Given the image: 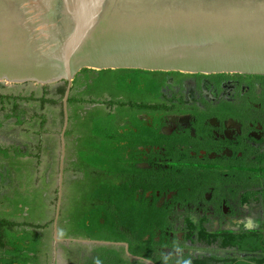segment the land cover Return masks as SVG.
<instances>
[{
  "label": "flooded vegetation",
  "instance_id": "flooded-vegetation-1",
  "mask_svg": "<svg viewBox=\"0 0 264 264\" xmlns=\"http://www.w3.org/2000/svg\"><path fill=\"white\" fill-rule=\"evenodd\" d=\"M81 73L67 121L66 84L31 94L0 88L1 106L14 110L5 118H15L11 124L0 116V136L22 128L21 139H0V264H103L108 255L109 264H185L245 256L223 241L264 234V75L159 72L151 76L160 82L157 93L143 84L93 93L100 74L78 89ZM26 103L37 111L23 109ZM95 155L103 166L90 162ZM95 210L111 214L115 232L132 243L135 227L123 219L164 218L149 223L156 243L143 247L155 248L152 258L147 249L134 253L127 240L99 243L111 240L91 236L90 229L100 235L109 227L104 217L93 224Z\"/></svg>",
  "mask_w": 264,
  "mask_h": 264
},
{
  "label": "water",
  "instance_id": "water-1",
  "mask_svg": "<svg viewBox=\"0 0 264 264\" xmlns=\"http://www.w3.org/2000/svg\"><path fill=\"white\" fill-rule=\"evenodd\" d=\"M83 69L264 75V0H0L1 89Z\"/></svg>",
  "mask_w": 264,
  "mask_h": 264
},
{
  "label": "trees",
  "instance_id": "trees-1",
  "mask_svg": "<svg viewBox=\"0 0 264 264\" xmlns=\"http://www.w3.org/2000/svg\"><path fill=\"white\" fill-rule=\"evenodd\" d=\"M90 69H83L82 72L88 73ZM100 74L103 72H110L113 73V77H109L110 79L108 80L110 85L116 86L119 89H125L129 91H136L138 87L143 84L146 89L150 90L153 93H157L158 91V85L160 82L158 81L157 78H151V76L159 73V72H153V71H146V70H140V69H117V70H102L99 71ZM105 79V78H103ZM102 80V78H101ZM97 84L99 83V79L96 81ZM95 82V83H96ZM105 83V82H104ZM146 84V85H145ZM106 85V84H105ZM104 87V86H103ZM63 91V88L61 89ZM72 100V99H71ZM93 133L100 135L101 130L98 128V126L95 125L93 128ZM108 136H112V132H108ZM105 152H108L109 150L104 149ZM107 153L106 155H108ZM109 163L111 164L114 162L112 160V155L109 158ZM90 162L93 163L94 165L101 164L102 166L104 165V161L101 160V158L98 155L93 156L90 159ZM106 172L112 173L114 170L112 167H107L105 168ZM113 200V198H112ZM111 200V203H112ZM104 217L106 219V223L108 224V228L106 229L105 234H96V227L93 229H90L91 236H97V238H102L106 240H127L130 242L131 245V250L134 253H142L143 249H147L146 255L147 257L152 258L151 251L155 250V248L152 247H143V245H149V244H155V233L152 227L149 226V223H152L154 221H162L164 218L161 219H154V217H140L136 215L135 217L132 218H126L123 219L126 223H130V225L135 227V240L134 243L129 240L124 235L118 234L114 230V218L112 217L111 214H107L105 216H102L99 211H94L93 212V224H100L99 218ZM150 233V238L148 240L144 239V236L146 234ZM226 237L223 241L224 246L225 245H232L236 246L239 251H243L246 253L245 256H237V257H213L215 262H211V260H204V259H193L191 261H186L185 264H264V234H257V233H246L240 236H224ZM107 251V250H106ZM111 251V250H108ZM110 255L105 258V263L103 264H109L106 260L110 259ZM101 259V258H100Z\"/></svg>",
  "mask_w": 264,
  "mask_h": 264
},
{
  "label": "rangeland",
  "instance_id": "rangeland-1",
  "mask_svg": "<svg viewBox=\"0 0 264 264\" xmlns=\"http://www.w3.org/2000/svg\"><path fill=\"white\" fill-rule=\"evenodd\" d=\"M83 73V72H82ZM80 74L79 75V77H78V81H77V88L79 89V87H81V86H83V84L81 85V83L83 82V80L84 79H87V80H93V78L94 77H96V76H98V74H100V72L99 71H90L89 73H84V74ZM114 76V74L113 73H110V72H103V73H101L100 75H99V83L97 84V82H96V84L95 85H93V86H91L90 87V90L91 91H93V93H95V91H97V90H111L112 88H113V85H110V84H108L109 83V79L111 78V77H113ZM85 77V78H84ZM110 77V78H109ZM101 78H102V80H101ZM103 78H105V79H103ZM105 82V83H104ZM106 84V85H105ZM79 85H81V86H79ZM101 85V86H100ZM104 86V87H103ZM34 90H36V88H31V89H27V90H23V87H19V88H9V89H4L3 91H5L6 93H8V94H13V93H17V94H19V93H24V94H31V92L32 91H34ZM76 90V89H75ZM1 92V91H0ZM28 96V95H27ZM45 103H43V105H44ZM49 103H47L46 105H48ZM50 105V104H49ZM24 108L23 109H28L29 111L30 110H36L37 111V106H36V108H33V107H31V105L29 104V103H26L24 106H23ZM43 109H45V108H43V106H41V105H39V107H38V110H43ZM57 109V108H56ZM10 110L11 111H14V110H12V106L11 107H8V109H3V106H1V104H0V116H1V118L4 120V121H9V123H11V124H13L14 123V116H12L11 118H5V116L8 114V113H11L10 112ZM18 111V110H17ZM50 115V114H49ZM10 120H11V122H10ZM21 126H18L17 127V129H10L11 131H9V129H8V131H6L7 133H4V134H2L1 136H0V139H2V140H7V141H9V140H11V137L12 138H16V139H18L20 136H19V132L21 131ZM25 129V128H24ZM26 130V129H25ZM25 130H23V131H25ZM30 131V130H29ZM8 132H11V133H15V134H12L11 136H10V133H8ZM21 133V132H20ZM26 133H27V131H26ZM8 134H9V137H8ZM22 137V136H21ZM21 137H20V139H21ZM38 173H41V172H43V170H39V171H37ZM26 178V177H25ZM24 178V179H25Z\"/></svg>",
  "mask_w": 264,
  "mask_h": 264
}]
</instances>
